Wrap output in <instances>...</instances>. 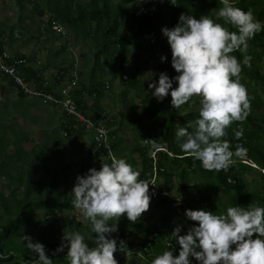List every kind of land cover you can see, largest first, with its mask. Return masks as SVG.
Returning <instances> with one entry per match:
<instances>
[{"label":"trees","instance_id":"16d2710c","mask_svg":"<svg viewBox=\"0 0 264 264\" xmlns=\"http://www.w3.org/2000/svg\"><path fill=\"white\" fill-rule=\"evenodd\" d=\"M11 1L19 10L20 38L26 34L27 30L26 26L21 25L24 20L34 21V18H37V23L41 22L43 17L55 20L60 23L65 32L68 29L72 30L77 39L90 45L92 49L91 73L99 71L104 66L111 70L114 77L126 90L141 93L154 90L149 89L148 84L150 82L158 83L159 78L141 81L134 72L130 71L128 58L132 46H136L146 39L160 43L169 53V56L167 62L160 63L159 74L164 72L168 76L175 77L178 73L171 64V48L161 29L163 27L169 29L175 27L179 22L181 13L192 15L197 19L208 15L213 20H217L218 23H224L217 15L219 8L222 7L219 0H175L176 5L171 4L170 0H158L170 11L169 22L163 19L160 10L150 8L152 0ZM235 6L244 11H252L257 20L264 24V0H235ZM123 8H126L125 13L121 12ZM23 12H27L29 16L24 17ZM226 26L230 28V26ZM45 29L46 41L54 42L58 39L52 35L48 26ZM5 30V27H0V50L4 47ZM9 36L11 37L12 34ZM39 37H41L40 33ZM248 44L247 54L252 57L251 67L243 66L241 77L246 78L248 85L253 83L257 86L258 91L252 89L251 112L248 117L242 122L233 123L223 138L229 143L230 150L234 154V163L226 172L206 171L199 160L181 150L176 130L179 131L181 127H185L191 131L189 125L199 118V108L179 114L171 106L170 94L162 102L154 101V98L145 96L140 100L142 114L138 116L134 110L136 106L133 100H128L125 93L121 94V103L128 109L127 114L123 115V119L128 124L134 123V127L138 128V141L131 148L125 147L124 140L117 137L116 130L110 126L113 152L119 158L126 159L136 170L140 171L141 179L153 183L152 187L157 193L151 197L150 203V207L154 209L156 215L154 219L146 218L143 214L136 223H131L126 216L119 221L118 232L111 234L110 237L117 240L118 251L114 253L116 259L118 253L126 254L136 251L143 258L151 261L165 250H173V254L178 255L180 246L171 233L175 227L182 226L181 235L186 234L185 219L172 206L171 200L167 196L161 195V192L169 195L180 191L184 192L183 203L186 210L204 209L212 211L214 214H225L229 206L264 207V186L250 189V182L247 181V175L255 174L257 179L264 182V173L252 166L264 169V30L256 34ZM65 51L66 49L61 47L59 52L54 55L58 57L60 53ZM233 54L241 62L243 61V55L240 52ZM13 56L25 58L17 53ZM26 60L28 61V59ZM48 67L49 65L45 63L37 69L27 68L24 79L40 85L42 73ZM72 70V66L58 69V78H55L49 86L44 87L43 91L56 94L57 88L66 78L70 77ZM38 75L40 76L38 77ZM5 80H8L7 77ZM9 80L8 83L13 84L12 80ZM15 88L21 100L28 98L20 89ZM106 89L104 84H92L87 89L85 86L79 88L77 85L73 91V99L82 113L86 115L92 113L90 116L100 118L102 115L99 101ZM86 91L94 97L93 103L85 101L83 94L87 93ZM144 116L148 120L146 124L142 121ZM117 125L120 127L122 124L118 123ZM61 129L63 133H66L64 136L66 141H78L84 133L74 131L71 127V121L62 124ZM25 138H19L12 142L14 150H22L21 144L27 140ZM144 140L154 141H146V144H143L142 141ZM7 143L9 145L10 142L7 141ZM82 148L79 147V149ZM78 151L80 153L82 150ZM242 151L245 152L241 153ZM154 152V157H152L151 154ZM134 154L137 155V160L132 158ZM101 155L104 156L103 152L99 150L91 156L95 158ZM29 157L30 154H22V156L18 154L16 156L18 162L22 158L24 165L33 166L36 174L41 178L51 173L49 156L40 152L34 163L30 165L27 163ZM87 160L79 159L77 156L80 170L85 174L91 169ZM25 173L29 174L26 170ZM12 182L22 183L24 187L21 196L16 191L11 190L6 201L3 199L0 202L2 210L0 215V264H38V256L27 249L25 243L18 244L15 240L19 230L28 226H31L32 229L24 233V236H30L42 243L53 264H69L66 257L67 248L63 252H55L62 240L52 241L50 238L43 241L39 240L40 225H49L51 232H54L56 220L54 214H51L53 211L60 212L63 209L74 208L72 205L74 197L72 193H69V187L62 191L63 198H60L55 186L46 188L41 183L37 185L27 182L23 178ZM216 193L225 197V207L221 206L219 197H216L218 199L215 198ZM48 196H50L49 199H47ZM37 211H41L44 215L41 221L35 222L32 219V214ZM194 223L190 221V227ZM82 228H85L87 232L86 235H83L86 242L90 247H95L93 243L95 234L91 231V226ZM121 240L126 244L125 251L119 250ZM170 245L172 246L171 249H169ZM190 259L192 264H198L195 258Z\"/></svg>","mask_w":264,"mask_h":264},{"label":"clouds","instance_id":"9594fccd","mask_svg":"<svg viewBox=\"0 0 264 264\" xmlns=\"http://www.w3.org/2000/svg\"><path fill=\"white\" fill-rule=\"evenodd\" d=\"M170 3L176 5L175 0ZM219 3L222 7L217 15L223 24L208 15L197 19L181 13L175 27L161 29L178 75L169 78L161 72L158 83L150 82L148 88L154 89L152 95L158 102L170 94L174 109L200 98L199 118L189 125L191 131L181 127L177 139L181 150L199 160L204 170L226 172L234 163V154L223 138L233 123L244 121L251 112L241 72L243 66L251 67L248 42L264 30V24L252 11L235 6V0ZM235 52L243 55L242 62ZM166 59L161 56V62ZM110 159L99 170L91 168L76 178L72 205L90 224L95 247H90L79 232H64L55 252L67 248L69 264H118L114 256L117 240L110 238L111 234L118 232L122 217L136 223L150 208L149 185L154 184L141 179L140 171L126 159L111 154ZM185 215L195 223L183 235L182 226L173 229L171 235L180 246L178 255L165 250L151 264H192L190 258L198 264H264V207L229 206L225 214L188 209ZM24 240L27 249L38 256V264H53L42 243L27 235ZM125 249L121 240L119 250Z\"/></svg>","mask_w":264,"mask_h":264},{"label":"rangeland","instance_id":"374dc122","mask_svg":"<svg viewBox=\"0 0 264 264\" xmlns=\"http://www.w3.org/2000/svg\"><path fill=\"white\" fill-rule=\"evenodd\" d=\"M117 3V2H116ZM151 9L160 10L163 16V19L167 22L170 21L171 15L170 11L165 7L162 3L158 0H152ZM122 13L126 12V8H123ZM19 10L17 7L14 6L11 0H0V27H5V34L8 38V50L11 54H16L17 50L21 45H24L26 48V53L29 56L35 55L34 48L36 44H38L36 38V27L38 25L37 18H34V21L24 20L21 25L26 26V34L22 37L23 39L20 40L16 35L20 34L18 26L20 22L18 20ZM24 17H28L29 14L27 12H23ZM123 22V19L121 20ZM217 22V20H215ZM226 26V25H225ZM227 27V26H226ZM9 34H12L10 37ZM6 39V38H5ZM18 39V40H17ZM57 40V39H56ZM63 39H61L62 41ZM66 42L70 45V50L65 51L64 53H60L58 57L54 54L59 52V47L54 44L52 41H43V43L38 44L40 51V59L44 63L49 65V69H53L54 71L58 72V69L61 68H69L72 66L73 69H76L79 73V82L77 83L78 87L81 88L85 86V88H89V86L104 84L106 86V90L103 93L99 101V108L102 117L108 122H110L109 127L112 126L113 130H116V136L121 137L127 148H131L134 144L138 141L137 140V132L138 128L134 127V123L128 124L125 119H123V115L127 114L128 109L121 103V94L125 93L127 99H132L135 104V112L139 116L142 114V108L140 100L148 96L149 98H154V101L157 99L152 95L154 90H149L144 93L126 90L114 77L111 70L106 67H101L99 71L91 73L92 67V49L88 43L82 42L80 39H77L75 34L72 30L68 29L66 31ZM161 56H165L168 59L169 53L166 52L163 46L151 39H146L141 43H138L136 46H132L129 58H128V67L130 71L134 72L136 76L141 80L145 81L147 79H157L159 78V65L161 63ZM167 59L164 62H167ZM264 73V69H263ZM56 77L52 78V81ZM169 78H174V76H169ZM247 89L249 98L251 97L252 89L258 91V87L255 86L253 83L250 85L247 84L246 78L244 76L241 77L240 81ZM173 87H176L175 81H173ZM87 92V91H86ZM88 93V92H87ZM86 93V101L89 103H93L94 97ZM34 99V98H33ZM38 100V99H36ZM41 108L40 110L42 113L45 112L50 105L46 102L41 101ZM200 107V98L194 97L192 101L183 105L181 108L176 109L177 113L183 114L189 111H194ZM61 111L60 108L57 107ZM40 111V112H41ZM10 113V112H9ZM35 114L32 113V109H28L27 113L25 114L26 118L34 117ZM59 115V113H57ZM37 117V116H35ZM25 122H28L24 119ZM143 123H147V117H143ZM118 123L122 125L118 127ZM155 134V131H153ZM176 134H178V130H176ZM61 136H64L61 132ZM67 143V141H66ZM144 144V142L142 141ZM245 151H242L243 153ZM79 153V151H78ZM80 157H86V151H82L79 153ZM133 156V155H132ZM137 156V155H136ZM62 165L71 167V169L67 170L66 173L71 175L72 185L69 186L70 194L72 193V189L76 184L77 176H80L79 164L76 161V158L73 155L62 157ZM107 161V160H106ZM254 168L256 166H253ZM55 173V171H54ZM62 174V172L60 173ZM50 175L43 178L42 183L52 185V187H56L57 191L59 188L64 187V185L57 186L58 181H53L50 179ZM57 177V176H56ZM199 179V178H198ZM35 180V179H34ZM247 181L250 182L249 188H257L259 186H264V182L257 179L255 174L247 175ZM192 183V182H191ZM61 193V194H60ZM59 193V197L63 198L62 192ZM219 197L221 206H226V199L223 195L216 193L215 198ZM169 198V197H168ZM184 192L179 193H172L170 194V200L173 207L176 208L178 212L184 216L185 219V229L190 227V221L187 219L185 215V208L183 203ZM218 199V198H216ZM0 211V215H1ZM51 214H54V219L56 220V224H54V232H51L49 225H40L41 229L39 230V240L43 241L46 239H51L55 241L57 239L62 240V236L65 233L71 232H79L82 235H86L85 228L82 227H89L90 224L88 221L83 217L79 209L75 207L73 209H63L62 211H53ZM144 217L154 219L156 217L154 209L152 207L149 208L147 212L144 213ZM43 213L41 211H37L36 213L32 214V219L36 221H41L43 219ZM32 229L31 226L26 228H21L19 230L18 235L16 236L15 240L18 244H27V241L24 240V233L28 230ZM34 242H37V239H33ZM118 264H151V260L143 258L139 252H132V253H118L117 259Z\"/></svg>","mask_w":264,"mask_h":264},{"label":"crops","instance_id":"0c3cea01","mask_svg":"<svg viewBox=\"0 0 264 264\" xmlns=\"http://www.w3.org/2000/svg\"><path fill=\"white\" fill-rule=\"evenodd\" d=\"M37 33L38 32L36 31V36H38ZM17 37L20 40L23 39L20 38L19 34L16 35V38ZM5 38H3L4 48L8 50L9 40L7 37ZM43 41L46 42V38H39L37 42L40 44L43 43ZM38 44H36V47L34 48L35 55L33 56H29L28 53H26L24 45H21L19 50L16 51L17 54H21L28 59L30 67L33 69H37L45 64L40 59V51L37 46ZM51 71L54 70L49 69L48 67L44 74L48 76ZM5 78V76L0 75V202L3 199L6 201V198L10 194L11 190L16 191L17 194L21 196L20 194L24 185L22 183H13L12 181L16 179L21 180L23 178L27 180V182L29 181L37 185L41 183V185L46 188L52 186L48 184L44 185L42 180L43 178H46V176L41 178L36 174L33 166L23 164L22 158L19 159L18 162L16 158L18 154L19 156H22V154H30L27 161L29 165L34 163L40 152L49 156V168L51 169V173L49 174L51 176L50 179L58 181V188L59 185H64L63 189H58V194L66 187L72 185L71 175L66 173V171L71 169V167L67 168V166L62 165V157H65L68 154V156L73 155L76 158V161L77 156L82 160L88 159L87 162L89 167L95 169L99 168L102 163H108L103 155L94 158L91 156L94 154L85 148V143L86 145L88 144L91 134L83 133L78 141L72 142L67 140L66 143L64 136H61V132L63 133L61 126L62 124L68 122V120L65 118L62 111L57 109V107L47 105L49 108L42 113L40 110V100L30 97L25 100H21L15 86L12 83H8V81H10L9 78H7L8 80H5ZM49 81V83L53 82L52 78ZM85 95L86 93L83 94V97L86 101ZM30 108L32 109V113L35 115L34 117L26 118L25 114ZM57 113H59V115H57ZM89 114L92 115V113ZM24 119L28 122H25ZM24 137H26L25 140H27L22 142V150H14L12 142L19 138L23 139ZM7 141L10 142L9 145H7ZM79 147L83 148L79 149ZM33 148L34 150H32ZM78 150H85L86 157H80ZM116 157L119 158L118 156ZM132 158L136 159V154H134ZM25 170L28 171L29 174H26ZM61 172L62 174H60ZM78 172L80 173V176L85 175V172L80 170V164ZM49 198L50 196L47 197V199ZM0 211L2 212L1 208Z\"/></svg>","mask_w":264,"mask_h":264},{"label":"built area","instance_id":"2783aa9c","mask_svg":"<svg viewBox=\"0 0 264 264\" xmlns=\"http://www.w3.org/2000/svg\"><path fill=\"white\" fill-rule=\"evenodd\" d=\"M47 26L50 28L52 35L58 37L54 44L57 45L59 49L64 47L66 51L70 50V45L65 40V30L59 22L47 19V17H43L41 22L38 23L36 27L38 36H36L35 39L38 41L39 38H45V28ZM39 33L41 34V37H39ZM61 39L63 40L61 41ZM27 68H30V64L25 58L14 57L4 47L0 50V75L11 79L14 86L20 89L24 95L60 108L64 113L65 118L68 121H71V127L74 131L91 134L90 141L87 145L85 143V148L93 154L101 150L107 162L110 163V154L114 156L115 154L113 152V139L110 136L111 129L109 124L103 117H92L82 113L73 99V91L80 79L78 71L73 69L70 77L66 78L57 88V93L52 94L44 92L43 88L50 85L49 80L51 78H58L59 73L51 71L48 76L42 73V83L37 85L33 81L29 82L24 79V73ZM39 76L40 75H38V77ZM63 135L66 136V133H63ZM143 142L146 144V140ZM154 154L155 152L151 154L152 157H154ZM255 169L264 173L263 168L255 167ZM155 193L157 192L153 189L152 185L149 186V195L152 197ZM160 194L165 195L170 199L169 194H166L165 192H161Z\"/></svg>","mask_w":264,"mask_h":264}]
</instances>
